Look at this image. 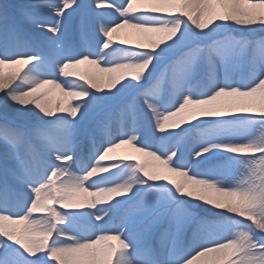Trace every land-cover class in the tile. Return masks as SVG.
Listing matches in <instances>:
<instances>
[{
  "label": "snow or ice",
  "instance_id": "snow-or-ice-1",
  "mask_svg": "<svg viewBox=\"0 0 264 264\" xmlns=\"http://www.w3.org/2000/svg\"><path fill=\"white\" fill-rule=\"evenodd\" d=\"M0 264H264V0H0Z\"/></svg>",
  "mask_w": 264,
  "mask_h": 264
},
{
  "label": "bare ground",
  "instance_id": "bare-ground-1",
  "mask_svg": "<svg viewBox=\"0 0 264 264\" xmlns=\"http://www.w3.org/2000/svg\"><path fill=\"white\" fill-rule=\"evenodd\" d=\"M15 71V69H5V73H9ZM78 71H80L83 74H93L95 73V69L92 66L89 65H82ZM198 85L197 81L193 82V87H196ZM258 99V98H257ZM46 102L54 109L57 102H62L63 100H66L65 97H62L60 95V93L57 90H52L49 95L45 98ZM258 103V102H257ZM133 156L135 157V159L141 163H145L149 170H155L158 167V163L156 161L151 160V158L146 157V156H142L139 153H135L132 151V149L129 146H122L121 150L119 151V153L115 156L119 157V156ZM173 179H179V177H172ZM163 229L165 226H162ZM162 229V231H163ZM161 227L158 228L157 230V238H160V234H161ZM190 234V233H188ZM108 243H112L115 244V241H108ZM203 259H208V258H203Z\"/></svg>",
  "mask_w": 264,
  "mask_h": 264
},
{
  "label": "rangeland",
  "instance_id": "rangeland-1",
  "mask_svg": "<svg viewBox=\"0 0 264 264\" xmlns=\"http://www.w3.org/2000/svg\"><path fill=\"white\" fill-rule=\"evenodd\" d=\"M257 102H259L258 101V99H257ZM127 146V145H126ZM121 150V148L120 149H117V151H116V153L114 154V155H117L118 153H119V151ZM167 220H165V221H163L162 223H161V225H160V227H161V231H162V229H163V227L162 226H167ZM187 233H191V231H192V229H191V227H189L187 230Z\"/></svg>",
  "mask_w": 264,
  "mask_h": 264
}]
</instances>
